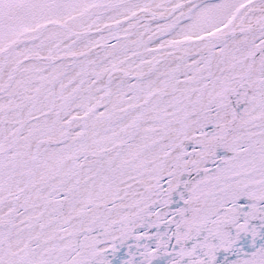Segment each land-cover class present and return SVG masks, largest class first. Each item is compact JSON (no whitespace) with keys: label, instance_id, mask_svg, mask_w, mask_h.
<instances>
[{"label":"snow or ice","instance_id":"1","mask_svg":"<svg viewBox=\"0 0 264 264\" xmlns=\"http://www.w3.org/2000/svg\"><path fill=\"white\" fill-rule=\"evenodd\" d=\"M0 264H264V0H0Z\"/></svg>","mask_w":264,"mask_h":264}]
</instances>
